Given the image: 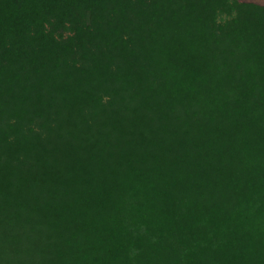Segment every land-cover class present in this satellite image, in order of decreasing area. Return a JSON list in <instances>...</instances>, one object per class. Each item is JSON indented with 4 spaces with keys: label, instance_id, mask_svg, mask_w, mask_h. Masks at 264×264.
<instances>
[{
    "label": "trees",
    "instance_id": "1",
    "mask_svg": "<svg viewBox=\"0 0 264 264\" xmlns=\"http://www.w3.org/2000/svg\"><path fill=\"white\" fill-rule=\"evenodd\" d=\"M0 264H264V5L0 0Z\"/></svg>",
    "mask_w": 264,
    "mask_h": 264
},
{
    "label": "crops",
    "instance_id": "2",
    "mask_svg": "<svg viewBox=\"0 0 264 264\" xmlns=\"http://www.w3.org/2000/svg\"><path fill=\"white\" fill-rule=\"evenodd\" d=\"M243 1H251V2H255L261 5H264V0H243Z\"/></svg>",
    "mask_w": 264,
    "mask_h": 264
},
{
    "label": "rangeland",
    "instance_id": "3",
    "mask_svg": "<svg viewBox=\"0 0 264 264\" xmlns=\"http://www.w3.org/2000/svg\"><path fill=\"white\" fill-rule=\"evenodd\" d=\"M238 1H241V2H251V1H243V0H238ZM258 4V3H257Z\"/></svg>",
    "mask_w": 264,
    "mask_h": 264
}]
</instances>
